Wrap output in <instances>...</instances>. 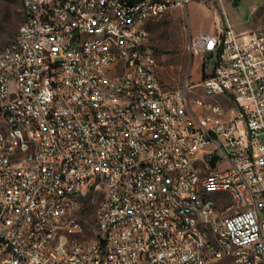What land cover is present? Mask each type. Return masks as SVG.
<instances>
[{
	"label": "built area",
	"instance_id": "built-area-1",
	"mask_svg": "<svg viewBox=\"0 0 264 264\" xmlns=\"http://www.w3.org/2000/svg\"><path fill=\"white\" fill-rule=\"evenodd\" d=\"M192 1L58 0L44 12L48 0H26L30 24H20L26 35L13 38L16 54L0 53V108L15 106L16 149L31 144L29 129H37L43 150L18 154L27 166L16 170L0 149V264H197L188 237L176 232L182 209L175 201L216 218L209 227L233 241L228 261L207 248L217 262L205 264H250L264 253V28L237 32L226 20L215 33L191 37L189 52L210 56L208 74L167 89L142 24ZM104 12L121 13L119 39L133 55L130 78L91 74V67L111 72L106 44L90 49L87 39L88 29L110 27L102 23ZM195 88H202L206 104L191 101ZM209 99L231 102L227 120L209 123L215 110ZM137 102L146 113L137 112ZM190 105L202 115L190 113ZM141 114L156 115V122L142 123ZM157 114L174 116L173 129L165 130ZM145 132H156V139L146 140ZM2 133L0 122V142ZM153 168L167 169V176L153 175ZM201 186H210L215 200L191 206ZM87 187L102 189L103 197L98 243L82 247L73 236L82 230L77 212ZM235 210L243 217L235 218ZM59 213H72V220H59ZM176 237L185 238V247ZM238 255H247V263Z\"/></svg>",
	"mask_w": 264,
	"mask_h": 264
},
{
	"label": "bare ground",
	"instance_id": "bare-ground-1",
	"mask_svg": "<svg viewBox=\"0 0 264 264\" xmlns=\"http://www.w3.org/2000/svg\"><path fill=\"white\" fill-rule=\"evenodd\" d=\"M46 1V0H39ZM44 3V12H51V3H57L58 0H48ZM22 3V24H30V14L26 0ZM120 12H104L102 14V23H110V27H101L98 30L88 29L87 39L91 40L90 49H98V46H105L109 52V69L91 67V74L95 78L109 77V81H117L122 78H130L133 75V55L127 54L125 48V39H119L120 35ZM147 24H142V32H148ZM17 36H25L26 28L19 26ZM9 54H16V46L13 41L5 48ZM24 66H31V58H24ZM0 71H4V64H0ZM9 71H16V63H9ZM7 82H15V75H7ZM196 89V88H195ZM201 89L202 92V88ZM191 101L199 104H206L204 93L191 96ZM225 101L208 100V107H215V110L209 115V123H217L219 120H227L230 115L229 105ZM137 112L146 113L144 102H137ZM13 113L15 106L0 108V122H3V133L1 134L0 149H6V157L11 165H15L16 170H23L27 166V159H19V155L39 156L43 150V143L37 129H29V138L31 144L17 145L19 136H14L15 127L13 124ZM190 113L193 115H202V108L198 105H190ZM158 122H165V130H172L174 126V116L171 114H157ZM142 123L156 122V115L141 114ZM146 140H155L156 132H145ZM19 154V155H18ZM44 158H51V150H44ZM153 175L167 176V169L153 168ZM215 200V193L210 192V186H201V196L190 198L191 206H201L203 203L212 204ZM175 208L182 209L177 215L176 232L180 236L188 237V254L195 255L197 264L216 263L217 255L220 261H228L232 257L233 241L228 238V234L222 229H214L209 226H216V218H209L205 214H200L198 208L188 207L185 209V201H175ZM243 210H235V218H242ZM188 218L191 225L188 224ZM34 219H41V211H34ZM59 220H72V213H59ZM203 237L204 243H200ZM112 242H119V232H112ZM98 243L97 239L92 242L82 243V247H91ZM176 245L185 247V238L176 237ZM217 251V255L212 251ZM0 259H4V249H0ZM239 263H247V255H238ZM264 263V253H257V260H250V264Z\"/></svg>",
	"mask_w": 264,
	"mask_h": 264
},
{
	"label": "rangeland",
	"instance_id": "rangeland-1",
	"mask_svg": "<svg viewBox=\"0 0 264 264\" xmlns=\"http://www.w3.org/2000/svg\"><path fill=\"white\" fill-rule=\"evenodd\" d=\"M234 1L196 0L195 2L204 3L218 11L220 29L225 27L226 20L235 31L264 28V0H237L236 3ZM22 18L21 0H0V53L13 41ZM200 24L199 13L195 14L181 7L173 8L162 17L147 23L146 29L150 34L151 46L158 61V76L165 88H180L185 79L198 82L203 74L209 71L212 64L210 56L191 54L187 48L190 35H193ZM200 59L202 63L199 70L195 68V63ZM201 93V89L196 88L188 95ZM224 103L231 104L230 101ZM102 197V189L87 187L83 191L77 212L82 230L73 236L82 243L97 239L96 213Z\"/></svg>",
	"mask_w": 264,
	"mask_h": 264
},
{
	"label": "crops",
	"instance_id": "crops-1",
	"mask_svg": "<svg viewBox=\"0 0 264 264\" xmlns=\"http://www.w3.org/2000/svg\"><path fill=\"white\" fill-rule=\"evenodd\" d=\"M195 1H192L191 3H189L185 7V9L186 10L189 9L195 14L199 13L201 15V24L199 27H197V29H195L193 35H190V36L195 37L200 32L215 33L219 31L220 30V16L218 15V11L209 5H206L200 2H195ZM237 32H241V31H237ZM201 63L202 61L200 59L198 62L195 63V68H198L200 70ZM206 74H208V72H206ZM198 76H199V73H198ZM189 82L192 84L196 83V82H191V81Z\"/></svg>",
	"mask_w": 264,
	"mask_h": 264
},
{
	"label": "trees",
	"instance_id": "trees-1",
	"mask_svg": "<svg viewBox=\"0 0 264 264\" xmlns=\"http://www.w3.org/2000/svg\"><path fill=\"white\" fill-rule=\"evenodd\" d=\"M234 2L236 3V2H237V0H235ZM202 69H203V68H202ZM205 75H206V74H203V76H202V77H204Z\"/></svg>",
	"mask_w": 264,
	"mask_h": 264
}]
</instances>
